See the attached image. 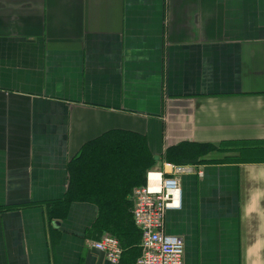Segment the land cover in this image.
<instances>
[{
  "label": "crops",
  "instance_id": "crops-1",
  "mask_svg": "<svg viewBox=\"0 0 264 264\" xmlns=\"http://www.w3.org/2000/svg\"><path fill=\"white\" fill-rule=\"evenodd\" d=\"M112 130L161 160L264 144V0H0V264H98V207L61 202L71 160ZM235 155L179 177L165 232L184 264H264V162Z\"/></svg>",
  "mask_w": 264,
  "mask_h": 264
},
{
  "label": "trees",
  "instance_id": "trees-1",
  "mask_svg": "<svg viewBox=\"0 0 264 264\" xmlns=\"http://www.w3.org/2000/svg\"><path fill=\"white\" fill-rule=\"evenodd\" d=\"M255 143L259 142L235 141L216 146L184 141L166 148L163 158L175 165H200L215 161L208 160L213 153L233 151L237 155L223 162H264V155L259 156L260 148L251 146ZM159 161L150 152L146 136L109 131L87 142L71 160L68 190L61 203L64 209L75 202L95 204L99 210L96 227L119 239L124 251L136 260L141 255V232L132 218L131 196L135 188L145 185L147 173Z\"/></svg>",
  "mask_w": 264,
  "mask_h": 264
},
{
  "label": "built area",
  "instance_id": "built-area-1",
  "mask_svg": "<svg viewBox=\"0 0 264 264\" xmlns=\"http://www.w3.org/2000/svg\"><path fill=\"white\" fill-rule=\"evenodd\" d=\"M190 166L162 161L149 171L146 183L133 190L132 218L141 232V255L136 264H184L185 243L179 236L165 232L166 215L182 208V188L179 177L191 172ZM203 175L201 170L198 171ZM93 247L103 251L112 264L123 256L120 241L106 235Z\"/></svg>",
  "mask_w": 264,
  "mask_h": 264
},
{
  "label": "water",
  "instance_id": "water-1",
  "mask_svg": "<svg viewBox=\"0 0 264 264\" xmlns=\"http://www.w3.org/2000/svg\"><path fill=\"white\" fill-rule=\"evenodd\" d=\"M159 159V157L158 156H156V160H158ZM93 253H95V254H97L98 255V258H99V261H98V264H101L102 263V261L104 260V258H105V254H104V252L103 251H100V250H98V249H96V248H94L93 247Z\"/></svg>",
  "mask_w": 264,
  "mask_h": 264
},
{
  "label": "rangeland",
  "instance_id": "rangeland-1",
  "mask_svg": "<svg viewBox=\"0 0 264 264\" xmlns=\"http://www.w3.org/2000/svg\"><path fill=\"white\" fill-rule=\"evenodd\" d=\"M251 146H255V147L260 148V149H263L264 148V144L263 143H255V144H253ZM224 152H233V151H224ZM233 153H235V152H233ZM259 156H262V155L259 153ZM163 160H164V158H163ZM164 161H166V160H164ZM181 166H189V165H181Z\"/></svg>",
  "mask_w": 264,
  "mask_h": 264
}]
</instances>
